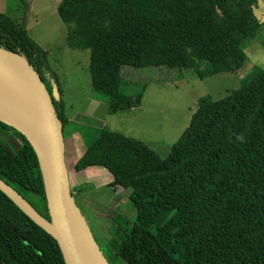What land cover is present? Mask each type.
Here are the masks:
<instances>
[{
  "label": "trees",
  "instance_id": "trees-1",
  "mask_svg": "<svg viewBox=\"0 0 264 264\" xmlns=\"http://www.w3.org/2000/svg\"><path fill=\"white\" fill-rule=\"evenodd\" d=\"M256 3L61 0L58 13L69 25L68 45L90 49L92 87L106 95L109 111L116 113L140 106L145 89L134 96L120 93L127 84L125 65L188 68L201 79L239 72L244 42L262 25ZM26 11L20 20L0 12V47L23 55L52 95L56 74L48 51L28 32ZM52 98L64 134L69 119L63 102ZM0 128L21 138L15 155L0 140V178L50 222L34 147L13 126L0 120ZM97 132L73 169L104 167L114 190H130L136 218L119 245L109 247L114 259L264 264V69L222 98H203L166 156L118 131ZM0 264H65L57 240L1 189Z\"/></svg>",
  "mask_w": 264,
  "mask_h": 264
},
{
  "label": "rangeland",
  "instance_id": "rangeland-1",
  "mask_svg": "<svg viewBox=\"0 0 264 264\" xmlns=\"http://www.w3.org/2000/svg\"><path fill=\"white\" fill-rule=\"evenodd\" d=\"M60 2L61 0H0V12L20 20L26 9L30 36L48 51V61L56 74L60 94L55 99L63 102L69 119L64 132V140L67 139L69 149L65 160L72 176L74 169L72 170L70 155L73 154V138L76 142V153L73 156L76 157L83 153L87 143L102 128L140 139L166 156L188 127L193 112L203 98H222L239 88L248 75L264 69V0H257L254 11L262 25L255 36L244 42L246 58L239 72L201 79L194 70L188 68H133L125 65L122 75L127 84L122 85L119 91L134 96L145 86L142 101L138 107L112 113L109 111L106 95L92 87L90 49L72 48L67 43L69 25L58 13ZM0 140L10 155L17 153L21 138L14 131L0 128ZM93 168L103 170L102 174L87 175L83 179L87 182V199L95 207L96 214L90 215L78 198L77 204L112 263L128 264L122 259H114L109 247L119 245L121 237L136 218V208L129 199L130 190L120 187L116 193L109 185L112 179L110 172L104 167ZM72 183L70 181L71 185ZM104 211L108 218L103 215Z\"/></svg>",
  "mask_w": 264,
  "mask_h": 264
},
{
  "label": "water",
  "instance_id": "water-1",
  "mask_svg": "<svg viewBox=\"0 0 264 264\" xmlns=\"http://www.w3.org/2000/svg\"><path fill=\"white\" fill-rule=\"evenodd\" d=\"M0 62L11 68L19 84H7L0 90V98L12 99L20 95L34 102L40 121L39 148L28 134L23 133L34 147L41 165L45 195L51 221L43 218L14 188L0 178V189L6 193L31 219L49 232L58 242L65 264H111L96 240L90 225L71 190L69 170L65 160V140L53 98L60 97L53 82L52 95L25 57L0 47ZM25 207H29L30 213ZM47 224H51L53 229Z\"/></svg>",
  "mask_w": 264,
  "mask_h": 264
},
{
  "label": "bare ground",
  "instance_id": "bare-ground-1",
  "mask_svg": "<svg viewBox=\"0 0 264 264\" xmlns=\"http://www.w3.org/2000/svg\"><path fill=\"white\" fill-rule=\"evenodd\" d=\"M7 84H19V81L11 68L0 62V90L8 91L3 88ZM0 119L28 134L32 142L39 148L40 121L32 100L22 95L12 99L0 98ZM25 209L33 213L29 207H25ZM47 226L53 229L51 224H47Z\"/></svg>",
  "mask_w": 264,
  "mask_h": 264
},
{
  "label": "crops",
  "instance_id": "crops-1",
  "mask_svg": "<svg viewBox=\"0 0 264 264\" xmlns=\"http://www.w3.org/2000/svg\"><path fill=\"white\" fill-rule=\"evenodd\" d=\"M71 130V129H70ZM70 132V131H69ZM73 154L70 155L72 158H71V166L73 167L74 165V162L76 161V159L78 158V156H73L76 150V142H75V139L73 138ZM68 143H67V139L65 141V155L66 157H68ZM67 163V161H66ZM68 166V165H67ZM73 170V168H72ZM73 172V176L70 174V171H69V174H70V181L72 183V179H73V183L71 185V188L74 189V193L76 194L78 200L80 201V203H82L83 207L87 210V212L94 216L93 214H96L94 211L96 210L95 207L93 206V204H90V202L88 201L87 199V191L85 189L86 185H87V182H84V179L85 176L87 177V175H97V174H102L103 170H99V169H86V170H83V171H79V172H75V171H72ZM74 177V178H73ZM90 182V181H89ZM113 189V188H112ZM114 190V189H113ZM116 193H117V190H114ZM93 203V201H91ZM103 215H105L107 218L109 217L107 215V212L104 211L103 212ZM89 223V222H88ZM105 239H107V237L105 236Z\"/></svg>",
  "mask_w": 264,
  "mask_h": 264
}]
</instances>
